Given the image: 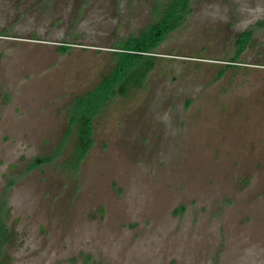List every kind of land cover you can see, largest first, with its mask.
<instances>
[{"label":"rangeland","instance_id":"374dc122","mask_svg":"<svg viewBox=\"0 0 264 264\" xmlns=\"http://www.w3.org/2000/svg\"><path fill=\"white\" fill-rule=\"evenodd\" d=\"M171 1L0 0V264H264V0Z\"/></svg>","mask_w":264,"mask_h":264},{"label":"trees","instance_id":"16d2710c","mask_svg":"<svg viewBox=\"0 0 264 264\" xmlns=\"http://www.w3.org/2000/svg\"><path fill=\"white\" fill-rule=\"evenodd\" d=\"M190 1L191 0H172L163 11L160 21L156 25L149 27L148 30L143 33V36L139 38L140 40L138 43L146 41L149 43L150 49V47L162 39L166 33L175 29L182 15L189 9ZM149 49L132 50L135 51V53L128 51V53L121 54L122 56L126 55V58H124V60L123 58L119 59V64L116 66L113 74L106 78L95 91H103L99 95H103L106 99L107 95L112 92L115 85L119 82H121L119 85V91L124 94L129 92L133 87H141L142 82L153 68L151 60L141 63V58L148 57L142 53H148ZM136 51L139 52L136 53ZM88 95L84 98L82 97L81 99H78L74 108L75 115L72 118V122H77L78 124V138L74 155V163L76 165H78L83 159L92 143L91 118L97 111L95 110V107H100L105 100L104 98L102 100L99 99L95 104L87 102L86 98ZM5 232V227L3 223L0 222V235H5Z\"/></svg>","mask_w":264,"mask_h":264}]
</instances>
